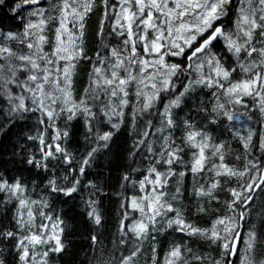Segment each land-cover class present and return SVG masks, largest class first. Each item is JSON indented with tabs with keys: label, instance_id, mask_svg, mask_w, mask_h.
Returning a JSON list of instances; mask_svg holds the SVG:
<instances>
[{
	"label": "snow or ice",
	"instance_id": "obj_1",
	"mask_svg": "<svg viewBox=\"0 0 264 264\" xmlns=\"http://www.w3.org/2000/svg\"><path fill=\"white\" fill-rule=\"evenodd\" d=\"M0 264H264V0H0Z\"/></svg>",
	"mask_w": 264,
	"mask_h": 264
},
{
	"label": "trees",
	"instance_id": "obj_2",
	"mask_svg": "<svg viewBox=\"0 0 264 264\" xmlns=\"http://www.w3.org/2000/svg\"><path fill=\"white\" fill-rule=\"evenodd\" d=\"M161 239H163V238H161ZM162 254V253H161Z\"/></svg>",
	"mask_w": 264,
	"mask_h": 264
}]
</instances>
